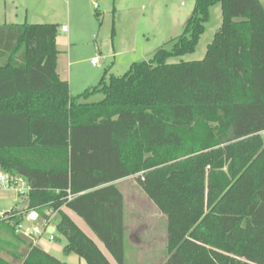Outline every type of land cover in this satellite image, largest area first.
I'll list each match as a JSON object with an SVG mask.
<instances>
[{
    "label": "trees",
    "instance_id": "16d2710c",
    "mask_svg": "<svg viewBox=\"0 0 264 264\" xmlns=\"http://www.w3.org/2000/svg\"><path fill=\"white\" fill-rule=\"evenodd\" d=\"M221 25L197 60L210 7ZM56 23L0 25V171L21 177L26 206L0 215L20 264H68L18 236L21 215L59 216L65 254L110 264L67 214L124 263V199L137 184L167 219L163 264H264V6L195 0L170 50L71 95L56 70ZM94 94L101 99L88 102ZM55 239V236H54ZM14 241V242H13ZM19 244L27 250L19 251ZM0 264H14L0 256Z\"/></svg>",
    "mask_w": 264,
    "mask_h": 264
},
{
    "label": "rangeland",
    "instance_id": "374dc122",
    "mask_svg": "<svg viewBox=\"0 0 264 264\" xmlns=\"http://www.w3.org/2000/svg\"><path fill=\"white\" fill-rule=\"evenodd\" d=\"M195 0H0V23L10 22L57 24L56 48L58 66L64 76L71 78L69 91L76 95L88 87L96 85L104 76L107 81L111 74L119 76L126 72L133 62L148 60L161 46L170 50L173 40L182 32L184 24L190 17ZM264 4V0H260ZM210 17L205 23L195 50L177 57H170L168 62L197 60L203 58L207 45L221 25L220 4L210 7ZM65 25L63 32L61 26ZM97 59L92 64L91 59ZM64 71V72H63ZM61 73V74H62ZM101 94L91 95L87 101L101 99ZM136 176L127 178L118 184L130 208L140 218L124 233L125 264H163L167 257V219L161 216L155 205L148 200L141 190ZM139 193L136 198L135 194ZM125 203L124 216L129 208ZM25 194L7 184H0V215L11 209L21 211L25 208ZM87 234L96 240L104 253L115 263L113 257L96 238L90 228L75 213L71 212ZM128 218V217H127ZM59 216L53 213L48 226L54 228L55 240H48L43 231L44 219L36 211L29 210L21 215L18 236L29 240L22 232L37 226L42 231L34 238L38 245L43 243L56 258L73 263L77 262L75 254H65L62 247L66 239L56 229ZM125 225L129 223L124 221ZM142 230L139 232V229ZM132 232L138 235L134 239ZM11 234L5 227L0 228V239L12 241ZM40 237V239H38ZM144 241L139 243L137 240ZM42 240L43 243L40 241ZM14 242V241H13ZM150 245V247H145ZM152 246V247H151ZM145 247V248H144ZM9 247L0 244V255L20 264L7 252ZM27 250L19 244V251Z\"/></svg>",
    "mask_w": 264,
    "mask_h": 264
},
{
    "label": "crops",
    "instance_id": "0c3cea01",
    "mask_svg": "<svg viewBox=\"0 0 264 264\" xmlns=\"http://www.w3.org/2000/svg\"><path fill=\"white\" fill-rule=\"evenodd\" d=\"M261 2V1H260ZM262 3V2H261ZM262 5L264 6V4L262 3ZM24 23H29V22H24ZM45 23H53V22H45ZM14 24H22L21 22H17V21H15V20H10V22H7V20H4L2 23H0V25L1 26H7V25H14ZM62 26H65V25H62ZM61 26V27H62ZM62 30V29H61ZM63 32L65 31V30H62ZM58 53H59V51H58ZM56 70H57V73H58V75L60 76V78L61 79H63V80H66L67 82H68V84H69V82L71 83V78H70V76H69V74L66 76H64V74L61 72V70H60V68H59V66H58V62H57V65H56ZM64 72V71H63ZM62 73V74H61ZM130 177H133V176H129V177H125V178H122V179H119V180H117V181H115L114 183H116L117 184V186H118V184L120 183V182H122L123 180H126L127 178H130ZM139 193H137V194H135V198H136V196L138 195ZM139 196V195H138ZM137 196V197H138ZM123 199H124V205H125V203L128 205V202H127V199H126V195L125 194H123ZM149 200V199H148ZM128 208H129V213H128V215H126V216H124V221L126 222H128L129 224L128 225H125L124 224V227H125V231L127 230V229H129L131 226H132V224H134V222H138V219L140 218L138 215H136V213H134V211L130 208V206L128 205ZM15 209V208H14ZM66 212H67V214L72 218V220L87 234V232L85 231V229L81 226V224L75 219V218H73V216H72V214H71V212L72 211H70V210H66ZM74 213V212H73ZM5 214V213H4ZM3 214V216H7V215H4ZM161 214V213H160ZM161 216H164L163 214H161ZM79 217V216H78ZM128 217V218H127ZM82 219V218H81ZM83 220V219H82ZM85 223V222H84ZM86 224V223H85ZM50 228H52V231L51 232H53L54 231V228L53 227H51V226H48V228H47V230L48 229H50ZM91 230V229H90ZM130 230V229H129ZM142 230V228H140L139 229V232ZM132 234H133V237H134V239H137V238H139V237H137L138 235H136V233L134 234V232H132ZM54 235V234H53ZM88 236H89V234H87ZM39 236V235H38ZM89 237H91V236H89ZM92 238V237H91ZM38 239H40V237H38ZM93 239V238H92ZM48 240H49V237H48ZM55 240V239H54ZM95 242H96V240L95 239H93ZM28 242H32L33 244H35V245H37V246H39L38 245V240L37 239H35L34 238V235H32L31 236V239H29V240H27ZM51 241V240H50ZM139 243H143L144 241H142V240H140V239H138L137 240ZM41 243H43L42 242V240L40 241ZM97 243V242H96ZM43 245V247H41V248H43L45 251H47V252H49V249H48V247L45 245V243H43L42 244ZM97 245H98V243H97ZM99 246V245H98ZM150 247V245H146L145 247ZM40 247V246H39ZM144 247V248H145ZM152 247V246H151ZM99 248L102 250V252L104 253V251H103V249L99 246ZM50 253V252H49ZM51 254V253H50ZM72 254H74V253H72ZM105 254V253H104ZM76 255V254H75ZM1 256V255H0ZM77 256V255H76ZM105 256L107 257V259H108V261H109V263L110 264H115V263H113L112 261H111V259H109V257L105 254ZM2 257V256H1ZM3 258V257H2ZM5 259V258H4ZM7 260V259H6ZM8 261H10V262H13V261H11V260H8ZM19 261V260H18ZM66 263H68V264H85V262L82 260V259H80L78 256H77V262L75 263V262H73V263H69V262H66ZM14 264H16L15 262H14Z\"/></svg>",
    "mask_w": 264,
    "mask_h": 264
},
{
    "label": "built area",
    "instance_id": "2783aa9c",
    "mask_svg": "<svg viewBox=\"0 0 264 264\" xmlns=\"http://www.w3.org/2000/svg\"><path fill=\"white\" fill-rule=\"evenodd\" d=\"M61 29L66 30L67 28L66 26H62ZM91 63L92 64L97 63V59L95 58L91 59ZM260 134L264 136V130H262ZM0 184L1 185L7 184L10 188L17 189L19 193H24L29 188L28 184L25 182L23 178L17 176L8 177V175L3 173L2 171H0ZM19 227L20 225H18L16 228V232L18 234H19V230H18ZM47 228H48V220H45L43 223V231L47 232L49 240H54L53 232H48ZM41 233L42 231L37 226L33 227L32 229L26 228L22 232L24 236H28V237H31L32 235H40Z\"/></svg>",
    "mask_w": 264,
    "mask_h": 264
},
{
    "label": "water",
    "instance_id": "95a60500",
    "mask_svg": "<svg viewBox=\"0 0 264 264\" xmlns=\"http://www.w3.org/2000/svg\"><path fill=\"white\" fill-rule=\"evenodd\" d=\"M8 214H9V212H5L4 215H8ZM51 231H52V228L48 229V232H51Z\"/></svg>",
    "mask_w": 264,
    "mask_h": 264
}]
</instances>
